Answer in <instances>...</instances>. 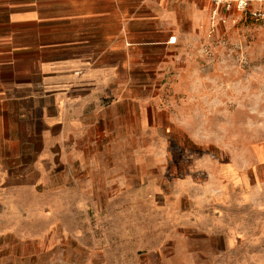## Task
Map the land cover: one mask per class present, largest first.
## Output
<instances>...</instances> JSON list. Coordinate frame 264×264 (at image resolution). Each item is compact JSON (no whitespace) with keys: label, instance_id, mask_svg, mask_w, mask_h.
<instances>
[{"label":"rangeland","instance_id":"rangeland-1","mask_svg":"<svg viewBox=\"0 0 264 264\" xmlns=\"http://www.w3.org/2000/svg\"><path fill=\"white\" fill-rule=\"evenodd\" d=\"M92 12L93 38L57 21ZM77 38L109 49L115 77L76 134L52 124L22 49ZM263 141L264 19L250 9L0 0V264H237L250 185L220 177L250 169Z\"/></svg>","mask_w":264,"mask_h":264},{"label":"crops","instance_id":"crops-1","mask_svg":"<svg viewBox=\"0 0 264 264\" xmlns=\"http://www.w3.org/2000/svg\"><path fill=\"white\" fill-rule=\"evenodd\" d=\"M26 18V23L43 22L31 19L32 16ZM100 18L99 13L92 12L57 21L72 25L80 21L89 22L93 38L95 22ZM88 38L33 44L22 49L23 77L39 80L55 98L57 116L52 124L64 131L70 127L76 128V134L84 125L87 110L92 109V105L108 93L110 82L115 77L112 76V67L107 59L109 49H96ZM103 38L109 40L110 35L104 34ZM227 172L228 175L220 177L221 188L250 185V225L246 230L242 228L247 238H243L242 232L237 229L232 239L238 258L236 263L264 264V141L250 148V169L229 167ZM238 235L241 238L238 239ZM221 258V255L218 258L215 255V262L210 264H222Z\"/></svg>","mask_w":264,"mask_h":264},{"label":"built area","instance_id":"built-area-1","mask_svg":"<svg viewBox=\"0 0 264 264\" xmlns=\"http://www.w3.org/2000/svg\"><path fill=\"white\" fill-rule=\"evenodd\" d=\"M212 1L216 3L217 7L222 5L227 9L237 8L239 11H246L250 9L251 14L253 16L264 19V0H212Z\"/></svg>","mask_w":264,"mask_h":264}]
</instances>
